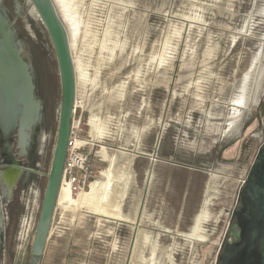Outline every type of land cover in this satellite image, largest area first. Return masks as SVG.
Wrapping results in <instances>:
<instances>
[{
    "label": "rangeland",
    "instance_id": "1",
    "mask_svg": "<svg viewBox=\"0 0 264 264\" xmlns=\"http://www.w3.org/2000/svg\"><path fill=\"white\" fill-rule=\"evenodd\" d=\"M0 1L47 106L44 174L5 206L0 244V264H29L60 76L30 0ZM63 1L92 177L60 192L40 264H215L264 136V0Z\"/></svg>",
    "mask_w": 264,
    "mask_h": 264
},
{
    "label": "water",
    "instance_id": "2",
    "mask_svg": "<svg viewBox=\"0 0 264 264\" xmlns=\"http://www.w3.org/2000/svg\"><path fill=\"white\" fill-rule=\"evenodd\" d=\"M52 42L58 64L61 97L57 136L41 209L32 242L29 264H40L49 237L61 186L64 162L76 101V75L68 30L54 0H30ZM30 61L17 37L7 7L0 1V141L9 142L19 123L20 140L42 120V105L34 95ZM229 231L224 236L215 264H264V136L237 195ZM2 223L0 215V226ZM228 231V232H229Z\"/></svg>",
    "mask_w": 264,
    "mask_h": 264
},
{
    "label": "flooded vegetation",
    "instance_id": "3",
    "mask_svg": "<svg viewBox=\"0 0 264 264\" xmlns=\"http://www.w3.org/2000/svg\"><path fill=\"white\" fill-rule=\"evenodd\" d=\"M31 68L35 85L34 95L42 105V120L31 127L28 132L30 137L26 143L20 140L19 123L14 128L9 142L0 141V215L2 219L0 244H2L3 228L6 220L5 206L13 200L15 193L18 191H21V200L24 199L28 189L35 183L34 177H41L44 174L40 170V166L45 156L44 136L48 121L47 106L45 100L40 98L38 81L34 75L32 65ZM20 255L21 251L18 252V257Z\"/></svg>",
    "mask_w": 264,
    "mask_h": 264
},
{
    "label": "built area",
    "instance_id": "4",
    "mask_svg": "<svg viewBox=\"0 0 264 264\" xmlns=\"http://www.w3.org/2000/svg\"><path fill=\"white\" fill-rule=\"evenodd\" d=\"M77 139L78 135L71 127L59 195L63 186H66L71 196H78L89 185L92 177L88 156L82 152V145Z\"/></svg>",
    "mask_w": 264,
    "mask_h": 264
},
{
    "label": "bare ground",
    "instance_id": "5",
    "mask_svg": "<svg viewBox=\"0 0 264 264\" xmlns=\"http://www.w3.org/2000/svg\"><path fill=\"white\" fill-rule=\"evenodd\" d=\"M55 4H56V6H57V8H58V10H59V12H60V14L62 15V17H63V19H64V21H65V23H66V26H67V28H68V31H69V33H70V35H71V38H73V36L75 35V31H76V26L74 25V23H73V21L71 20V16H70V14H69V11H68V9H67V7H66V4L64 3V1L63 0H55ZM33 6V5H32ZM32 9V8H31ZM35 9V8H34ZM37 12V11H36ZM31 13H32V11H31ZM38 14V13H37ZM39 16V15H38ZM107 175H108V173H107ZM93 189H94V187H93ZM93 192V191H92ZM86 195L84 194V193H80V196H78V198H84ZM77 198V199H78ZM87 198V197H86ZM60 200H67V201H70V199H71V201H72V198H71V195H70V191H69V188L68 187H66V186H63V188H62V191H61V196H60V198H59ZM76 199V200H77ZM59 200V201H60ZM76 200H75V202H76ZM84 200V199H83ZM78 201V200H77ZM81 201V200H80ZM201 214H203V213H201Z\"/></svg>",
    "mask_w": 264,
    "mask_h": 264
}]
</instances>
